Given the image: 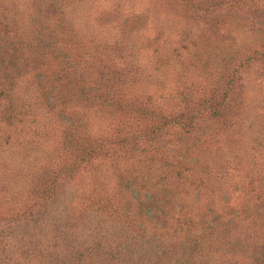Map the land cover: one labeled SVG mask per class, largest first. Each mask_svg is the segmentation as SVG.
Instances as JSON below:
<instances>
[{
  "label": "rangeland",
  "instance_id": "1",
  "mask_svg": "<svg viewBox=\"0 0 264 264\" xmlns=\"http://www.w3.org/2000/svg\"><path fill=\"white\" fill-rule=\"evenodd\" d=\"M2 23L0 264H264V0H0Z\"/></svg>",
  "mask_w": 264,
  "mask_h": 264
},
{
  "label": "trees",
  "instance_id": "2",
  "mask_svg": "<svg viewBox=\"0 0 264 264\" xmlns=\"http://www.w3.org/2000/svg\"><path fill=\"white\" fill-rule=\"evenodd\" d=\"M235 1H238V0H235ZM11 11V10H10ZM238 25H240L239 23H237ZM3 25H4V27L6 28V25L4 24V23H2V24H0V31H6V29L3 27ZM238 25H236V27L238 26ZM71 81V80H70ZM111 82H113V83H111L110 85H111V87H110V89L111 88H115V89H117V90H120V89H123L124 88V86H125V84H123V82L122 81H120L119 79H115V78H112V80H111ZM68 84H69V86L67 85V88L65 89V91L67 90V92H68V94H70L71 96H73V95H75V96H84L82 99H85V100H90V98H89V95H88V93L85 91V88H83V86H82V84L83 83H80V81H78L77 82V80H73V81H71V82H69L68 81ZM108 84L109 83H106L104 86H108ZM86 85V84H85ZM85 87V86H84ZM86 87H87V85H86ZM105 94L103 95V94H99V96H96L97 98H99V100H100V102L102 103V104H104V105H106L108 102H109V104H112V105H115L118 109H121V111L122 110H130V111H138V112H140L143 116H145V115H148V114H150L152 111H151V108H150V106H140V105H137V103H136V101L135 102H133V101H131V100H129L130 99V96L128 97V95H121L120 94V96H118V97H115L114 98V100L112 101V102H110L109 100H110V98L113 96V95H111L110 94V92L107 90V89H105V92H104ZM222 104H223V102H222ZM221 105H216V107L212 110V113L214 114V115H216V116H219L220 115V111H221ZM186 117H185V121H183V125H182V129H185V132H190V130H191V125L192 124H190L189 123V116H191L190 114H187L186 113ZM188 118V119H187ZM86 121V119H83V122H85ZM179 122H181V121H179ZM162 123H163V121H162ZM169 123H170V121H169ZM172 123V122H171ZM170 123V124H171ZM170 124H168V122L166 121L164 124H160V123H155L153 126L155 127V128H153V130L152 131H150L149 130V128L148 127H146L145 129H144V131L143 132H140L139 134H137V136H138V139L139 138H141V137H145V139H143V140H147V139H149L150 138V136L152 135V134H154V135H159V132H161L162 131V129H163V127H167V126H169ZM138 139H135V140H138ZM151 144H153V148H157V146L158 145H156L157 144V142H155L154 141V143L152 142ZM203 146V145H202ZM157 152V151H156ZM156 154V153H155ZM88 156H90V155H88ZM150 157H152V156H150ZM150 157H147L148 158V160H149V162H148V167H150L148 170V172L150 173V172H152V171H154L155 170V168H156V166H155V164H153V163H151V161L153 160V157H152V160L150 159ZM86 158H87V153H85L83 156H81L80 157V159H79V163H82L84 160H86ZM140 160V159H139ZM140 162H141V160H140ZM78 163V164H79ZM177 166H178V169H192V168H190V167H193V165L192 166H189V167H184V161H182V160H180V161H178V163H177ZM154 168V169H153ZM156 169H158V168H156ZM73 170H75V168H73L72 169V171ZM176 174V177H175V179L180 183V184H184L185 183V181L187 180V177L185 176L184 177V175L181 173V171H177V173H175ZM167 175H170V174H167ZM163 182V181H162ZM195 201H192V200H186V201H184V207L186 208V210H187V214L189 215L192 211H195V209L197 208L198 210L199 209H201V207H196L195 205L197 204L196 202L194 203ZM193 213V212H192ZM196 213V212H195ZM202 214V213H201ZM202 216H204V214H202ZM210 226V225H209ZM146 227V226H145ZM202 227V226H201ZM144 229V226H142V227H140L139 229H137L136 230V232H137V235H138V239H139V241H141L142 240V238L139 236L140 235V231H141V233H142V230ZM149 232V230L147 229V231L145 232V233H148ZM144 235V234H143ZM145 237V236H144ZM145 239H147L146 237H145ZM119 260V259H118Z\"/></svg>",
  "mask_w": 264,
  "mask_h": 264
}]
</instances>
